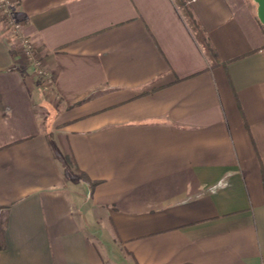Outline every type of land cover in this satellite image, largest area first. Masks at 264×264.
I'll return each instance as SVG.
<instances>
[{
	"label": "crops",
	"instance_id": "0c3cea01",
	"mask_svg": "<svg viewBox=\"0 0 264 264\" xmlns=\"http://www.w3.org/2000/svg\"><path fill=\"white\" fill-rule=\"evenodd\" d=\"M13 2L49 80L0 23V264H264L255 0Z\"/></svg>",
	"mask_w": 264,
	"mask_h": 264
},
{
	"label": "built area",
	"instance_id": "2783aa9c",
	"mask_svg": "<svg viewBox=\"0 0 264 264\" xmlns=\"http://www.w3.org/2000/svg\"><path fill=\"white\" fill-rule=\"evenodd\" d=\"M0 15L1 20L4 21V30L6 37L9 40L18 44V51L21 57L31 64L34 73L44 82L45 84L49 80L48 72L45 70L42 60L35 53V46L33 42L22 33V20L19 21L14 18V10L12 0H0Z\"/></svg>",
	"mask_w": 264,
	"mask_h": 264
},
{
	"label": "water",
	"instance_id": "95a60500",
	"mask_svg": "<svg viewBox=\"0 0 264 264\" xmlns=\"http://www.w3.org/2000/svg\"><path fill=\"white\" fill-rule=\"evenodd\" d=\"M257 3V17L262 25H264V0H255Z\"/></svg>",
	"mask_w": 264,
	"mask_h": 264
},
{
	"label": "trees",
	"instance_id": "16d2710c",
	"mask_svg": "<svg viewBox=\"0 0 264 264\" xmlns=\"http://www.w3.org/2000/svg\"><path fill=\"white\" fill-rule=\"evenodd\" d=\"M186 14L190 16V13L188 11H186ZM195 26H196V23H195ZM195 28H196L195 31H196V34H197V38L200 39L204 43V46H205L206 50L208 51V53L213 56L214 52L212 51V49L210 48V46L208 45L206 40H204L203 37L200 36V32H199V29H197V26ZM81 175L83 177H86V176L83 175V173H81ZM91 185H93V183Z\"/></svg>",
	"mask_w": 264,
	"mask_h": 264
},
{
	"label": "rangeland",
	"instance_id": "374dc122",
	"mask_svg": "<svg viewBox=\"0 0 264 264\" xmlns=\"http://www.w3.org/2000/svg\"><path fill=\"white\" fill-rule=\"evenodd\" d=\"M12 3H13V7H14V2H13V0H12ZM13 16H14V18H16L17 20L21 21V19L15 17V15H13ZM1 18H2V16L0 15V23H1L2 31H3L4 34H5V30H4V21L1 20ZM21 26H22V28H23V26H24V22H23V21H22ZM22 28H21V29H22ZM22 33H23V31H22ZM23 34H24V33H23ZM5 35H6V34H5ZM24 35H25V34H24ZM6 36H8V35H6ZM26 36H27V35H26ZM27 37H28V36H27ZM7 39L9 40L8 37H7ZM9 41H10L11 44H13L14 48H17V47H18V44H14L15 42H13L12 40H9Z\"/></svg>",
	"mask_w": 264,
	"mask_h": 264
}]
</instances>
